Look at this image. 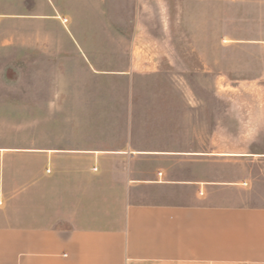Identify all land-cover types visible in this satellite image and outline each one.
Instances as JSON below:
<instances>
[{
    "label": "crops",
    "instance_id": "1",
    "mask_svg": "<svg viewBox=\"0 0 264 264\" xmlns=\"http://www.w3.org/2000/svg\"><path fill=\"white\" fill-rule=\"evenodd\" d=\"M114 1L35 0L29 19L54 25L65 42L62 48L43 53L54 59L59 73L79 67L104 74L96 68L94 58L117 56L110 39L118 35L120 40L125 34L121 29L125 21L116 23L109 15L103 16ZM154 1L161 33L168 38L172 24L167 12L169 0ZM117 3L120 9L137 11L130 52L132 69L158 71L165 57L174 65V53L161 50L157 44L160 40L145 29L142 12L153 5L146 0ZM94 9L99 10V17L89 18V11ZM150 37L158 41L155 47L147 46ZM235 43L257 45L264 68V40ZM187 102L191 104L190 99ZM46 104L90 106L103 101L55 96ZM151 118V129L130 125L121 145L80 146L69 139L79 134L87 137L89 131L55 128L40 132L41 137L53 139L48 145L4 149L22 157L24 170L32 169L27 167L28 160H38L34 168L39 172L24 177L12 194V182L0 178V206L7 208L0 211V264H264V205L250 203L246 200L250 195L244 196L243 191L205 178L208 153L205 143L195 139H218L228 132L218 124L208 131L205 118L201 121L199 116L195 124L190 114L158 113ZM259 122L264 127V116ZM260 134L252 117L237 116L236 129L230 135L246 138L247 149L233 156L247 161L253 160L251 155H264L251 150L253 139ZM139 137L182 140L138 145L134 139ZM0 167L2 173V158ZM100 168L111 171L112 186L118 190L120 203L115 213L68 215L65 219L56 210L58 203L64 202L60 198L63 187H70L71 201L73 196L77 199L78 188L84 185L77 171L98 172ZM84 193L86 202L93 200L91 189L87 187ZM20 203L21 209L12 208Z\"/></svg>",
    "mask_w": 264,
    "mask_h": 264
},
{
    "label": "rangeland",
    "instance_id": "2",
    "mask_svg": "<svg viewBox=\"0 0 264 264\" xmlns=\"http://www.w3.org/2000/svg\"><path fill=\"white\" fill-rule=\"evenodd\" d=\"M146 1L153 8L142 12L145 29L160 40L150 37L147 46L155 47L158 42L161 50L174 53L171 60L175 64H168L165 57L158 71L132 69L130 52L137 11L120 9L115 0L103 16L109 15L116 23L125 21L126 25L121 27L125 34L120 40L118 35L110 39L117 56L94 58L96 68L104 73L95 74L79 67L59 73L54 59L43 54L46 50L62 48L65 42L54 25L29 19L35 0H0V149H3L0 162L1 158L4 161L0 178L6 183L12 182V194L24 177L38 174L34 168L38 160H28L27 167L31 165L32 169L24 170L22 157L4 149L48 145L53 139L41 137L42 131L86 129L89 136L79 134L69 140L80 146L121 145L130 125L134 129H151L152 115L190 114L195 124L199 116L201 121L205 118L208 131L218 124L228 132L218 139L209 136L195 139L205 143L208 153L203 167L206 180L243 191L244 196L250 195L247 201L264 205V155L239 160L240 156L233 155L247 149V139L230 135L236 129L237 116L252 117L261 134L253 139L251 150L264 153V127L259 122L264 116L260 48L235 43V40H264V0H169L167 12L172 24L168 38L161 33L155 1ZM99 13L97 9L90 10L89 18H97ZM70 86L74 89H69ZM55 96L89 97L100 99L103 104H46ZM130 117H133L132 123ZM134 140L139 145L182 139L139 137ZM77 172L84 185L78 188V197L73 196L72 201L70 187H63L60 198L64 202L58 203L56 209L59 214L75 218L115 213L120 202L118 190L111 183V171L100 168L98 172L84 169ZM87 187L95 193L88 202L84 193ZM73 190L76 191L75 187ZM22 205L12 208L19 210ZM6 209L0 206V211ZM50 210L55 208L50 206Z\"/></svg>",
    "mask_w": 264,
    "mask_h": 264
}]
</instances>
